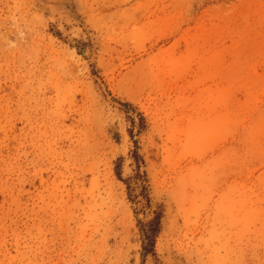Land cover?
<instances>
[{"label":"rangeland","instance_id":"1","mask_svg":"<svg viewBox=\"0 0 264 264\" xmlns=\"http://www.w3.org/2000/svg\"><path fill=\"white\" fill-rule=\"evenodd\" d=\"M0 264H264V0H0Z\"/></svg>","mask_w":264,"mask_h":264}]
</instances>
